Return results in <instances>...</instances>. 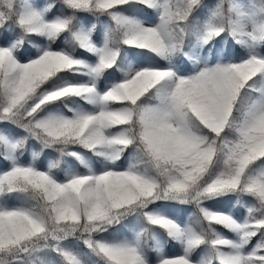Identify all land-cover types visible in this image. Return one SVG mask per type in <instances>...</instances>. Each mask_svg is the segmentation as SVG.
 Here are the masks:
<instances>
[{"label":"snow or ice","instance_id":"6c2138e0","mask_svg":"<svg viewBox=\"0 0 264 264\" xmlns=\"http://www.w3.org/2000/svg\"><path fill=\"white\" fill-rule=\"evenodd\" d=\"M0 264H264V0H0Z\"/></svg>","mask_w":264,"mask_h":264},{"label":"trees","instance_id":"16d2710c","mask_svg":"<svg viewBox=\"0 0 264 264\" xmlns=\"http://www.w3.org/2000/svg\"><path fill=\"white\" fill-rule=\"evenodd\" d=\"M170 251L172 250V249H169Z\"/></svg>","mask_w":264,"mask_h":264}]
</instances>
